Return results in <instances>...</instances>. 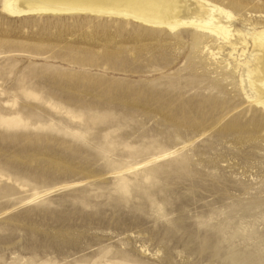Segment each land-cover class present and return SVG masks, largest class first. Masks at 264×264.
Here are the masks:
<instances>
[{
    "label": "rangeland",
    "instance_id": "rangeland-1",
    "mask_svg": "<svg viewBox=\"0 0 264 264\" xmlns=\"http://www.w3.org/2000/svg\"><path fill=\"white\" fill-rule=\"evenodd\" d=\"M3 1L0 264H264V109L242 50ZM207 1L234 13L233 40L264 28V0Z\"/></svg>",
    "mask_w": 264,
    "mask_h": 264
},
{
    "label": "bare ground",
    "instance_id": "bare-ground-1",
    "mask_svg": "<svg viewBox=\"0 0 264 264\" xmlns=\"http://www.w3.org/2000/svg\"><path fill=\"white\" fill-rule=\"evenodd\" d=\"M3 9L12 17L85 13L124 17L172 32L191 28L196 33L214 36L232 48L231 56L242 50L236 58L242 67V88L249 100L264 109V28L247 32L253 47V55L247 57L246 35L240 42L233 40L236 35L234 13L207 0H4Z\"/></svg>",
    "mask_w": 264,
    "mask_h": 264
}]
</instances>
